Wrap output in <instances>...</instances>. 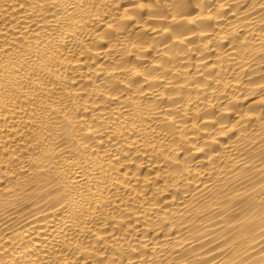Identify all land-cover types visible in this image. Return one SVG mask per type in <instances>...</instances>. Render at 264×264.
<instances>
[{
    "label": "bare ground",
    "instance_id": "1",
    "mask_svg": "<svg viewBox=\"0 0 264 264\" xmlns=\"http://www.w3.org/2000/svg\"><path fill=\"white\" fill-rule=\"evenodd\" d=\"M0 264H264V0H0Z\"/></svg>",
    "mask_w": 264,
    "mask_h": 264
}]
</instances>
